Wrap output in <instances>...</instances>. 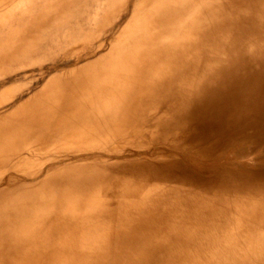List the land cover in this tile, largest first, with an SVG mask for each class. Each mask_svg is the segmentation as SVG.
Segmentation results:
<instances>
[{"label": "bare ground", "instance_id": "bare-ground-1", "mask_svg": "<svg viewBox=\"0 0 264 264\" xmlns=\"http://www.w3.org/2000/svg\"><path fill=\"white\" fill-rule=\"evenodd\" d=\"M0 109V264H264V182L171 176L264 121V0H0Z\"/></svg>", "mask_w": 264, "mask_h": 264}, {"label": "rangeland", "instance_id": "rangeland-1", "mask_svg": "<svg viewBox=\"0 0 264 264\" xmlns=\"http://www.w3.org/2000/svg\"><path fill=\"white\" fill-rule=\"evenodd\" d=\"M245 124L242 126L241 125L234 126L233 128L229 129L226 133H224L223 135L220 134L217 131V129H214V128L208 129L210 126L206 125L205 123H203L197 118L190 119L184 126H180V128L175 132V135L173 134L171 138H177V139L181 138L182 140L180 139V141L182 143L185 142L183 143L184 146L190 148L191 150L195 152L197 156L201 155L203 158L201 157L200 162L195 163L193 162L192 159L185 157L182 154L178 153L177 157L181 159V162L184 165L183 170H186V171L178 169L180 171L171 172L172 178H175L178 180L176 184H179V185L186 184L187 187L209 188L211 190H215L216 189L215 187L217 186V184L210 182V178L212 176L209 173V171H211L209 169L217 167V166H224V165L237 170L236 171L237 173L234 174L237 178L239 177V175H241L240 174L241 172H243L246 176H248L252 181V183H250L251 185L249 186H253L258 183L264 182V142H263L264 140L262 141V139H264V136H263L264 135V121L258 124L257 123L254 124L251 122H246ZM196 152L199 154H197ZM233 160L234 161L236 160L235 163ZM191 174H194V175H191ZM236 179L229 181L228 183H226V185L228 187H233L236 184H241L237 182ZM249 186H246V187H249Z\"/></svg>", "mask_w": 264, "mask_h": 264}]
</instances>
